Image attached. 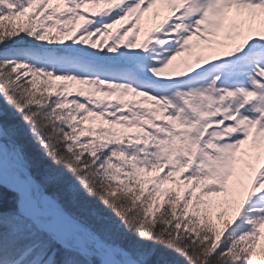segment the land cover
<instances>
[{"label": "snow or ice", "instance_id": "obj_1", "mask_svg": "<svg viewBox=\"0 0 264 264\" xmlns=\"http://www.w3.org/2000/svg\"><path fill=\"white\" fill-rule=\"evenodd\" d=\"M0 264H264V0H0Z\"/></svg>", "mask_w": 264, "mask_h": 264}]
</instances>
